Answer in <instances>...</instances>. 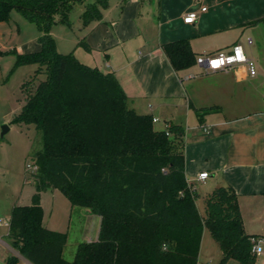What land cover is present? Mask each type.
<instances>
[{
	"label": "trees",
	"instance_id": "1",
	"mask_svg": "<svg viewBox=\"0 0 264 264\" xmlns=\"http://www.w3.org/2000/svg\"><path fill=\"white\" fill-rule=\"evenodd\" d=\"M76 3L82 25L100 20L108 0H0V22L13 9L33 22L40 49L15 53L14 67L36 64L25 102L11 122L33 124L41 148L33 158L34 192L29 204L14 203L9 215L11 246L32 264H207L199 260L204 229L217 241L222 257L255 264L251 237L244 231L237 194L219 186L205 198L204 211L184 172V129L154 126L152 116L128 106V96L112 72L80 62L72 51L56 48L51 28L70 23ZM262 18L252 20L256 23ZM89 49L86 42L79 41ZM178 71L196 63L187 39L163 44ZM216 106L195 108L199 115ZM58 189L71 205L100 215L98 237L77 244L74 258L62 256L67 231L43 225L41 193ZM11 255L6 264H17Z\"/></svg>",
	"mask_w": 264,
	"mask_h": 264
},
{
	"label": "crops",
	"instance_id": "2",
	"mask_svg": "<svg viewBox=\"0 0 264 264\" xmlns=\"http://www.w3.org/2000/svg\"><path fill=\"white\" fill-rule=\"evenodd\" d=\"M75 6L77 21L67 24L70 29L60 28L59 23L51 28L57 50L72 51L83 64L114 73L128 96V106L157 118L153 122L156 128L182 126L184 172L188 184L203 194V211L206 196L216 187L228 185L237 194L244 231L264 239V20L249 23L264 16V0H108L101 19L87 26L79 18L83 4ZM202 6L206 9L201 10ZM190 11L197 17L186 23L183 17ZM6 23L0 22V51L31 53L40 49L39 35L17 39L13 31L6 30ZM257 25H261L259 30ZM252 34L256 46L245 49L248 37L254 43ZM178 39H187L196 56L240 42L254 60L257 73L249 75L244 64L213 71L195 63L176 71L163 44ZM24 102L23 96L18 98V110ZM210 106L217 109L202 115L195 110ZM13 112L5 115L9 124L19 111ZM203 171L208 176L199 180L198 173ZM49 190L41 193L42 223L56 229L45 224L44 196ZM33 192L26 201L18 197L15 202L29 204ZM8 220H0L6 226L0 236V264H6L11 255L18 257L17 264H32L11 246ZM99 227L86 230L85 241L97 239Z\"/></svg>",
	"mask_w": 264,
	"mask_h": 264
},
{
	"label": "rangeland",
	"instance_id": "3",
	"mask_svg": "<svg viewBox=\"0 0 264 264\" xmlns=\"http://www.w3.org/2000/svg\"><path fill=\"white\" fill-rule=\"evenodd\" d=\"M79 6V5H78ZM76 7L70 13V23L76 22ZM5 26L8 32L15 34L14 37L20 40L30 39L32 36L39 35L36 25L29 21L20 11L13 9L10 19L6 21ZM61 24L60 28L70 29L66 23ZM261 25H257V29ZM250 27V26H248ZM246 27V28H248ZM245 28V29H246ZM73 34V33H72ZM68 35V34H67ZM60 36V34L58 35ZM65 36V35H63ZM254 43L248 44L244 41L245 49L255 48L256 37L252 34ZM2 49V48H0ZM61 49V47H60ZM247 53V52H246ZM15 54L11 51H0V220H6L9 217L12 203L18 200L26 201L34 190L33 171L27 164H34L33 155L35 151L41 148V132L33 124L10 122L5 120V115L18 112V98L24 97L28 86L33 89L44 74H38L31 85L21 93L20 85L33 77L36 64H23L14 67ZM13 115V114H12ZM11 117V116H10ZM10 127L1 135L2 125ZM158 125V124H157ZM37 168L35 169V171ZM34 171V172H35ZM52 190V189H51ZM49 190L44 196V206L46 209V225L63 229L67 231V241L64 245L62 256L66 260L74 258L77 244L85 241L86 230L94 227L98 229L100 224V215L93 212L90 208L71 205L64 194L55 189ZM196 203L200 212H203V194L197 190ZM53 192V193H52ZM197 193V194H198ZM29 202V201H27ZM6 226L0 225V236L5 232ZM5 238V237H4ZM258 264H264V253L256 255ZM222 257V251L216 240L213 239L208 229L203 230L201 240L199 260L207 264H218ZM227 264H239L236 260H229Z\"/></svg>",
	"mask_w": 264,
	"mask_h": 264
},
{
	"label": "built area",
	"instance_id": "4",
	"mask_svg": "<svg viewBox=\"0 0 264 264\" xmlns=\"http://www.w3.org/2000/svg\"><path fill=\"white\" fill-rule=\"evenodd\" d=\"M201 10H205L206 7L202 6ZM197 17V13L194 11L187 12L183 21L191 23ZM247 43L251 44L252 39L247 38ZM196 64L203 66L206 70H226L237 64H244L247 68L248 74L254 76L257 73L256 64L253 59L249 58L244 51L243 45L240 42L233 43L229 48L217 51L212 54L203 53L196 57ZM264 100V97H263ZM153 122L157 121V118L152 117ZM168 126L165 127L167 130ZM31 171H35L37 166L35 164H27ZM208 176V172L203 171L198 173V179L204 180ZM252 247L251 250L255 255L263 253L264 239L259 236L251 237Z\"/></svg>",
	"mask_w": 264,
	"mask_h": 264
},
{
	"label": "water",
	"instance_id": "5",
	"mask_svg": "<svg viewBox=\"0 0 264 264\" xmlns=\"http://www.w3.org/2000/svg\"><path fill=\"white\" fill-rule=\"evenodd\" d=\"M8 129V126L5 124V125H2V131H1V135H3Z\"/></svg>",
	"mask_w": 264,
	"mask_h": 264
}]
</instances>
